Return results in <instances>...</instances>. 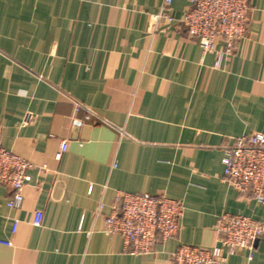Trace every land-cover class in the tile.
I'll return each mask as SVG.
<instances>
[{"label": "crops", "instance_id": "1", "mask_svg": "<svg viewBox=\"0 0 264 264\" xmlns=\"http://www.w3.org/2000/svg\"><path fill=\"white\" fill-rule=\"evenodd\" d=\"M161 3L0 0V146L32 165L20 208L0 186V264H171L180 244L216 245L222 213L264 226L221 163L235 139L264 134V0L217 65L222 40L202 55L179 22L188 1L155 24ZM117 193L179 201L177 236L123 251L104 230ZM222 264H264V235Z\"/></svg>", "mask_w": 264, "mask_h": 264}, {"label": "built area", "instance_id": "2", "mask_svg": "<svg viewBox=\"0 0 264 264\" xmlns=\"http://www.w3.org/2000/svg\"><path fill=\"white\" fill-rule=\"evenodd\" d=\"M189 8L179 21L187 36L195 39L202 55L213 51L215 40L220 38L223 55L234 53L238 42L247 30L250 0H187ZM172 0H162L153 17L172 22L169 14ZM62 141L57 159L66 150ZM222 181L238 194H248L259 205H264V134L243 135L223 149ZM30 163L0 146V186L10 190L6 206L18 209L23 203V189L28 179ZM183 206L165 194L117 193L111 212L104 219V230L119 235L123 251L146 254L154 251L158 243L177 236ZM40 215L36 216L39 223ZM215 229L217 244L199 247L180 244L171 253V264H222L228 255L240 249H252L264 235V226L258 221L237 214L222 213L217 217Z\"/></svg>", "mask_w": 264, "mask_h": 264}, {"label": "water", "instance_id": "3", "mask_svg": "<svg viewBox=\"0 0 264 264\" xmlns=\"http://www.w3.org/2000/svg\"><path fill=\"white\" fill-rule=\"evenodd\" d=\"M255 245V244H254Z\"/></svg>", "mask_w": 264, "mask_h": 264}]
</instances>
